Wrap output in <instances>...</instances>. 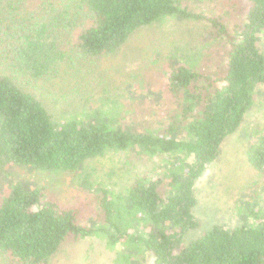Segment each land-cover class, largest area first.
<instances>
[{"label": "trees", "instance_id": "trees-1", "mask_svg": "<svg viewBox=\"0 0 264 264\" xmlns=\"http://www.w3.org/2000/svg\"><path fill=\"white\" fill-rule=\"evenodd\" d=\"M219 2L225 22L183 0H40L33 16L26 0H0V172L21 166L74 174L82 186L78 200L62 202L39 186L11 183L0 197V253L18 264H47L64 244L96 236L111 249L123 245L115 256L122 264L143 253L153 264H264V211L257 224L215 225L200 238H186L199 226L196 179L219 158L221 143L264 88L257 35L264 30V0ZM169 17L208 22L212 39L222 44L211 53L184 50L182 61L169 57L153 99L158 110L146 120L122 124L132 117L127 110L100 107L57 118L48 108L40 87L52 91L50 78L73 76L62 73L72 58L113 54L135 32ZM152 115L158 118L149 124ZM109 151L156 157L158 164L115 191L87 167ZM246 156L264 172V129Z\"/></svg>", "mask_w": 264, "mask_h": 264}, {"label": "rangeland", "instance_id": "rangeland-1", "mask_svg": "<svg viewBox=\"0 0 264 264\" xmlns=\"http://www.w3.org/2000/svg\"><path fill=\"white\" fill-rule=\"evenodd\" d=\"M59 1L75 4L81 0ZM183 1L197 12L221 16L224 22L227 21L225 7L219 0ZM26 2L27 7L34 10L30 11V16L35 15L40 0ZM17 5L14 4L15 7ZM23 5L25 7V3L21 6ZM83 9L81 10L85 11ZM228 25L231 29L237 26L232 20ZM210 27L208 22L202 20L169 17L162 24L135 32L113 54L93 59L72 58V68L68 63H63L65 65L62 69L63 75H73L69 76L72 78L68 77L61 82L50 78L47 85L52 87V91L47 90L45 85V88L40 87L41 90H46L43 93L44 101L57 118L65 112L81 113L92 107H100L104 111L112 110L119 114L127 110L125 115L132 117H129L130 120L122 118V124L143 122L151 112L158 110L156 107L160 103H157L158 99H153L163 88V72L168 68L172 55L182 61L184 50L197 52L206 48L211 53L220 47L219 44L222 43L212 39ZM257 35L259 46L264 50V30ZM68 37H62V45L67 48L69 46L65 44V39ZM78 82L80 85L77 86ZM152 116L155 118H149L147 123H156L158 117ZM262 129L264 88L257 92L255 103L241 126L221 143L219 158L209 163L195 181L197 205L193 208V214L198 219L199 226L188 232V241L200 238L215 225L235 227L260 222L258 213L264 211V172L249 164L246 150L254 134ZM156 164V157H138L134 152L109 151L89 161L87 167L93 172L94 180L105 183L115 191H124L136 176L154 170ZM18 180L39 186L47 195L62 202H75L78 200L76 195L82 190L81 181L74 174L9 166L0 172V197L9 190L11 183ZM120 249H123L122 244L111 249L106 245L105 239L92 236L64 244L47 264H122L115 259L116 252ZM0 264L18 263L0 253ZM133 264H153V257L143 253Z\"/></svg>", "mask_w": 264, "mask_h": 264}]
</instances>
